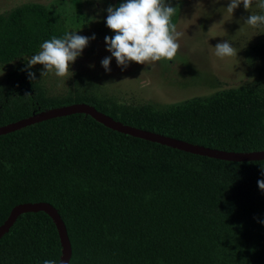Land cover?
I'll use <instances>...</instances> for the list:
<instances>
[{
	"label": "trees",
	"instance_id": "trees-1",
	"mask_svg": "<svg viewBox=\"0 0 264 264\" xmlns=\"http://www.w3.org/2000/svg\"><path fill=\"white\" fill-rule=\"evenodd\" d=\"M66 31V20L44 5L18 6L0 15V64L37 54ZM24 68L0 91V127L88 104L118 123L188 144L264 152V88L117 114L94 98L44 103ZM261 179L264 160L205 157L70 114L0 136V226L16 206L44 202L66 226L69 264H264ZM62 257L57 225L43 211L21 214L0 237V264H60Z\"/></svg>",
	"mask_w": 264,
	"mask_h": 264
},
{
	"label": "rangeland",
	"instance_id": "rangeland-1",
	"mask_svg": "<svg viewBox=\"0 0 264 264\" xmlns=\"http://www.w3.org/2000/svg\"><path fill=\"white\" fill-rule=\"evenodd\" d=\"M118 0H0V15L28 3L44 5L66 20L67 31L92 37L71 65L69 79L49 74L44 78L43 65H35L36 81L44 103L69 102L76 98H94L103 107L122 114L143 108H165L195 98L209 97L230 88H264V25L250 28L243 24L255 7L243 4L233 15L226 10L230 0H166L176 7L177 30L183 33L180 49L172 61L161 60L142 65L129 62L118 66L112 57L108 72L101 61L110 57L106 36L115 34L106 25L107 8ZM230 41L237 55L223 59L214 55V47ZM27 58V57H26ZM25 58L9 65L0 64V91L8 76ZM68 79V80H67Z\"/></svg>",
	"mask_w": 264,
	"mask_h": 264
},
{
	"label": "clouds",
	"instance_id": "clouds-1",
	"mask_svg": "<svg viewBox=\"0 0 264 264\" xmlns=\"http://www.w3.org/2000/svg\"><path fill=\"white\" fill-rule=\"evenodd\" d=\"M218 2L219 0H214V3ZM241 4L245 10H250L254 0H230L223 9L232 16ZM255 7L262 14L251 12L249 16L242 18L243 24L253 29L264 25V0H255ZM106 11V25L115 33L114 36L105 37L107 51L111 53L110 57L101 61L106 71H111L112 57H115L122 69L129 62L147 65L161 60H174L180 49L179 40L183 36L172 22L176 7L166 0H125L117 7H108ZM90 39H95V35L89 38L79 35L78 31H66L60 38L53 36L40 45L37 54L25 58L26 68L22 71L27 72L30 80L36 81V73L30 69L40 64L44 66L41 71L43 78L54 74L58 78L69 79L73 75L71 65L82 55ZM214 49V55L221 59L237 55L230 41L220 42ZM258 186L264 190V179L258 181ZM43 264H57V261L46 259Z\"/></svg>",
	"mask_w": 264,
	"mask_h": 264
},
{
	"label": "water",
	"instance_id": "water-1",
	"mask_svg": "<svg viewBox=\"0 0 264 264\" xmlns=\"http://www.w3.org/2000/svg\"><path fill=\"white\" fill-rule=\"evenodd\" d=\"M77 113L92 116L95 120H97L104 126L120 133L140 138L149 142L161 144L167 147L176 148L181 151L194 153L205 157H214L219 160H228L232 162L264 160V152L239 153L220 151L204 146L188 144L187 142L176 140L168 136L158 135L154 132L132 128L122 123L116 122L110 116L98 111L95 107L90 106L88 104H76L72 107L65 106L63 108L55 109L47 113L42 112L26 119H23L18 123H13L8 126L0 127V136L19 131L21 129L38 124L43 121ZM42 211L48 213L57 225L63 247V257L60 264H69L72 258V248L66 226L62 221L60 215L58 214L57 210L48 203H25L16 206L10 213L7 220L0 226V237L2 236V234L7 232L11 228L15 220L21 214Z\"/></svg>",
	"mask_w": 264,
	"mask_h": 264
}]
</instances>
